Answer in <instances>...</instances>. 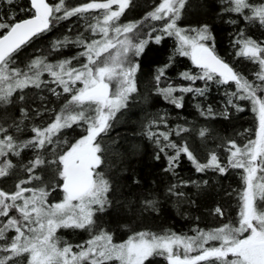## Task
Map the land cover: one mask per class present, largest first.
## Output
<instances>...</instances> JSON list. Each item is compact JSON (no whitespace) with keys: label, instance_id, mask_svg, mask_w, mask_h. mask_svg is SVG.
<instances>
[{"label":"snow or ice","instance_id":"snow-or-ice-1","mask_svg":"<svg viewBox=\"0 0 264 264\" xmlns=\"http://www.w3.org/2000/svg\"><path fill=\"white\" fill-rule=\"evenodd\" d=\"M6 2L11 5L14 0ZM186 2L161 0L143 20L121 24L119 20L132 0H89L72 8L65 6V0L55 4L49 0H29V18L19 21L13 18L11 23L0 20V103H11L14 93L23 92L30 86L40 89L52 84L55 87L49 91L53 95H70L51 123L30 129L33 135L29 139L19 140L14 135L23 131L20 124L15 125L13 132L9 131L12 125L0 124V178L9 176L16 167L9 156L19 157L25 149L35 153L24 166L28 178L18 181L13 192L0 189V264H20L19 258L25 254L28 264H111L113 261L117 264H151L150 258L155 256H166L169 264H264V208L258 204L264 203V43L244 37L243 32L235 40L237 57L259 66L253 74L254 80H249L216 53L208 25L199 28L179 26ZM225 4V12L237 14L245 21H258L264 26V3L225 0ZM114 5L117 6L115 9ZM73 16L90 17L92 22L87 25V30L93 38L79 35L70 40L65 37L54 41L52 48L60 51L68 44H75L83 49L78 56L55 63L46 57H36L24 68L13 66L17 54L34 38ZM150 21L162 23L158 28L152 24L149 31L144 32L145 22ZM230 22L236 23L235 20ZM153 32L157 34L153 36ZM165 36L176 40L174 55L189 58L199 71L180 74L183 80L191 82L187 86L168 83L160 87L161 79L170 67V58L169 64L158 69L155 76L159 95L176 108H183L184 94L204 96L208 82L220 86L234 84L235 91L227 93V103L237 111H244L234 101H249L251 111L256 115L255 139L243 146L229 141L226 165L214 152L210 153L206 163H201L186 143L177 145L170 139L173 133L179 136L189 131L187 128L178 125L164 132H153L149 128L147 133L167 158L165 171L174 172L179 167L181 154L186 155L198 172L212 170L225 174L229 168L242 170L244 189L240 193L239 226L224 224L209 231L197 229L194 236L142 231L115 243L113 235L97 225L94 219L111 204L108 195L112 188L101 167L104 149L98 138L107 134L111 121L128 106L132 94L137 92L135 74L139 69V58L145 54L150 42L160 44ZM78 57H83L84 62L73 65L72 61ZM45 74L50 80L42 79ZM197 80L204 81L205 87H192ZM77 84L81 86L77 87ZM19 98L23 99V96ZM22 112L27 117V112ZM201 114L214 115L210 107L207 113L202 110ZM222 115L226 117L227 112ZM74 125L83 127L86 134L68 145L66 140L60 139V134ZM205 134L206 130L202 129L200 136ZM62 145H68L66 150ZM49 146L50 158L46 159L44 150ZM57 148L61 151L57 152ZM166 149L174 150V155L168 156ZM159 158L157 153L156 159ZM46 165L55 171L58 182L51 186L25 187L34 180L41 181L36 170L44 169ZM57 190L62 193V199L49 203L48 197ZM13 210L18 215H10ZM216 212L223 215L219 208ZM61 228L99 230L85 244L76 245L79 251H73L70 244L60 246L61 240L56 233ZM9 232H14L10 238ZM210 242H219V246L210 245ZM193 252L196 254L191 255Z\"/></svg>","mask_w":264,"mask_h":264},{"label":"trees","instance_id":"trees-1","mask_svg":"<svg viewBox=\"0 0 264 264\" xmlns=\"http://www.w3.org/2000/svg\"><path fill=\"white\" fill-rule=\"evenodd\" d=\"M155 1L133 0L129 8L130 15L140 18L145 9ZM49 2L55 4V0ZM87 2L89 0H65V6L72 8ZM29 7V0H14L11 5L6 0H0V20L11 23L13 18L18 21L29 17ZM232 20L236 23H231ZM91 22L90 17L86 19L77 16L59 21L51 31L34 38L24 47L17 54L16 64L13 66L24 68L36 57H46L49 62L55 63L78 56L83 49L77 45L68 44L60 51H55L52 48L53 42L65 37L74 40L79 35L86 39L93 38L87 30V25ZM203 25H208L211 30L216 49L229 58L237 51L233 45L241 32L244 37L259 33L252 22L239 17H228L218 0L187 1L179 26L199 28ZM175 51L176 40L172 37H165L160 44L149 43L145 54L138 61L137 92L132 94L128 106L116 114L107 134H102V139L98 138L104 149V164L101 167L112 188L108 195L111 204L107 206L106 211L97 213L94 219L97 225L112 232L116 241L126 240L134 233L142 231L156 234L174 232L182 236H194L197 229L209 231L224 224L239 226L240 193L244 189L242 170L229 168L225 174L212 170L198 172L186 155L181 154L179 167L174 172L165 171L168 166L167 158L159 151L154 138L150 139L147 134L149 128L153 132H164L173 130L178 125L182 126L189 131L179 136L173 133L170 137L173 142L177 145L186 143L201 163H206L210 153L214 152L225 165L229 156V141L243 146L250 139H255L257 118L251 111L250 102L234 101L244 111H237L227 103V93L235 91L232 84L220 86L215 82H208L204 96L184 94L183 108H176L157 93L155 76L158 69L169 64L170 58V67L162 77L160 87L168 83L173 86H187L191 82L183 80L180 74L185 71L195 74L199 71L189 58L174 55ZM83 62V57L72 61L73 65L77 66ZM237 66V71L249 80H252V74L259 70L256 64L244 58H238ZM42 79L50 80V77L45 74ZM80 86L77 84V87ZM191 86L204 88L205 82L197 80ZM51 87L55 85L49 84L40 89L30 86L23 92L14 93L10 98L11 103L3 107L5 114L0 117V124L6 127L12 125L10 132H13L16 124H20L23 131L14 133L19 140L29 139L33 135L30 131L33 126L46 127L70 98L69 94L53 95L49 91ZM21 95L23 99L19 98ZM209 107L214 115H202L201 111L207 113ZM22 110L27 112V117L23 115ZM225 111L226 117L222 115ZM202 129L206 130L204 137L200 136ZM85 134L83 127L74 125L71 129L63 130L60 139L66 140L70 145ZM68 145L61 147L66 150ZM50 147L44 150L46 159L50 158ZM60 151L61 148H57V152ZM165 151L168 156L174 155L172 149ZM157 153L160 155L159 160L156 159ZM34 156L35 153L31 149H25L19 157L9 156L16 167L11 170L9 176L0 178V189H15L18 181L26 180L28 173L24 166ZM36 172L41 175V181L34 180L31 183H35L36 187L44 184L51 186L59 180L55 171L47 165L44 169L38 168ZM59 192L54 191L49 197L58 195ZM217 208L223 212L222 216L216 212ZM12 213L18 215L15 210L10 215ZM98 230L97 228L90 232L85 229L61 228L56 235L61 240V247L66 243L72 245L74 251H78L76 245L85 244ZM7 235L10 238L14 232ZM211 244L219 246V242H210ZM150 260L151 264H167L166 256H155ZM27 263L25 254L20 264Z\"/></svg>","mask_w":264,"mask_h":264},{"label":"flooded vegetation","instance_id":"flooded-vegetation-1","mask_svg":"<svg viewBox=\"0 0 264 264\" xmlns=\"http://www.w3.org/2000/svg\"><path fill=\"white\" fill-rule=\"evenodd\" d=\"M219 3H220V6L221 8L225 9V7L227 6L225 4V0H218ZM133 2V0H132ZM161 2V0H156L155 2H153L147 9H145V11L142 13V15L140 16V18L138 17H133L130 15V12H129V8L125 11L124 15L121 16L120 20H119V23L123 24V23H128V22H135V21H141L143 20V18L146 16L147 13L151 12L152 10H154V8ZM250 3H253V4H260V3H264V0H249ZM117 6H113V8L115 9ZM225 14H227L228 17H235V18H241L243 19L242 17L238 16L237 14H234V13H227L224 11ZM134 20V21H133ZM245 21V20H244ZM162 22H156V21H150V22H145V25L143 26V31L144 32H147L149 31V28H150V25L154 24L156 25V27L158 28L160 26ZM253 25H256V28L257 30L256 31H259V33H257L256 35H251L249 34L248 37L256 40L257 42H260V43H264V26H261L259 24L258 21H254L252 22ZM178 24H179V21H178ZM211 32V30H210ZM157 33L153 32L152 35L155 36ZM212 34V32H211ZM213 35V34H212ZM167 37V36H165ZM164 37V38H165ZM174 38V37H172ZM173 40V39H172ZM234 47H236L237 51H238V46L236 45H233ZM215 50H216V53L223 59L225 60L226 62H228L236 71H237V64H238V57L236 55V52H234V55L233 57L229 58L228 56H225L224 54L220 53V51H218L215 47ZM242 58V57H241ZM240 58V59H241ZM257 65V64H256ZM237 67V68H236ZM257 67H259L257 65ZM243 71V70H242ZM243 74L246 75V73L243 71ZM252 74V73H250ZM251 76V75H250ZM252 78V76H251ZM135 83H136V74H135ZM233 87H235L234 84H232ZM261 205V202L259 203V206Z\"/></svg>","mask_w":264,"mask_h":264},{"label":"rangeland","instance_id":"rangeland-1","mask_svg":"<svg viewBox=\"0 0 264 264\" xmlns=\"http://www.w3.org/2000/svg\"><path fill=\"white\" fill-rule=\"evenodd\" d=\"M187 1H189V0H187ZM58 2V0H55V3H57ZM255 73V72H254ZM253 73V74H254ZM252 74V80H254V75ZM19 92V91H18ZM17 93V92H16ZM4 105L5 104H3V103H0V117L2 116V115H4L5 113L3 112V107H4ZM35 182H37V181H35ZM35 185V183L33 184V185H31V184H28V185H26L25 187H36V186H34ZM0 188H2V185L0 184ZM5 190H7L8 192H13V191H15V189H5ZM62 199V193L61 192H59V194L58 195H53V196H51V197H48V201H49V203H55V202H59L60 200ZM260 202H258V204H259ZM260 207H262V208H264V203H261V205H260ZM11 215H13V213L11 214ZM103 230H105L106 232H109V233H111L112 234V232H110L109 230H107V229H105V228H103ZM127 240V239H126ZM123 241H125V240H123ZM123 241H116V240H114L113 239V242H115V243H120V242H123ZM74 251V250H73ZM79 251V250H78ZM196 253L195 252H193V253H191V255H195ZM231 259V258H230ZM19 260H20V263H21V261L23 260V256L22 257H20L19 258ZM203 263V262H202ZM28 264V263H27ZM111 264H117V262H115V261H113V262H111ZM167 264H169V262H168V260H167Z\"/></svg>","mask_w":264,"mask_h":264},{"label":"water","instance_id":"water-1","mask_svg":"<svg viewBox=\"0 0 264 264\" xmlns=\"http://www.w3.org/2000/svg\"><path fill=\"white\" fill-rule=\"evenodd\" d=\"M50 3V2H49ZM30 17V16H29ZM29 17H26V18H23V19H27V18H29ZM20 20H22V19H20ZM19 21V20H18Z\"/></svg>","mask_w":264,"mask_h":264},{"label":"bare ground","instance_id":"bare-ground-1","mask_svg":"<svg viewBox=\"0 0 264 264\" xmlns=\"http://www.w3.org/2000/svg\"><path fill=\"white\" fill-rule=\"evenodd\" d=\"M134 21V20H133Z\"/></svg>","mask_w":264,"mask_h":264}]
</instances>
